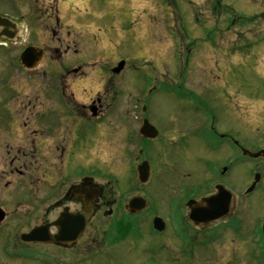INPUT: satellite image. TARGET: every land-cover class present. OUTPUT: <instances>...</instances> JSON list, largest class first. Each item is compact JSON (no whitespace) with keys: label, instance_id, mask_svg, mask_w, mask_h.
<instances>
[{"label":"flooded vegetation","instance_id":"flooded-vegetation-1","mask_svg":"<svg viewBox=\"0 0 264 264\" xmlns=\"http://www.w3.org/2000/svg\"><path fill=\"white\" fill-rule=\"evenodd\" d=\"M131 5L132 0H0V264H233V252L218 253L216 262L207 255L223 240L234 246L237 238L255 263L256 252L264 258V156L245 157L243 139L222 132L217 116L195 93L189 101L196 107L189 110L204 119L202 129L182 132L168 117L157 126L144 105L128 108L120 113L127 122L125 173L120 177L113 170L115 162L110 170H100L98 127L104 126V138L111 140L108 122L115 126V109L95 78L102 63L96 31L109 19L133 17ZM93 22L95 31L88 26ZM31 48L36 49L32 54ZM123 60L114 58L104 76L106 88L112 84L110 73L125 72H112ZM138 110L144 113H136L137 123L130 124L131 111ZM145 121L156 128V139L140 133ZM257 132L252 135L259 137ZM205 134L212 153L228 143L242 159L255 162L246 188L226 183L239 159L204 161L197 176L179 169L176 163L187 159L181 150ZM262 145L257 151L264 150ZM145 161L150 180L141 185L135 178ZM126 175L127 188L121 191L118 184ZM132 198L145 200V210H129ZM202 199L213 202L192 211L189 202ZM80 217L86 219L82 232ZM155 219L162 220L158 228ZM34 231L37 240H26Z\"/></svg>","mask_w":264,"mask_h":264},{"label":"rangeland","instance_id":"rangeland-1","mask_svg":"<svg viewBox=\"0 0 264 264\" xmlns=\"http://www.w3.org/2000/svg\"><path fill=\"white\" fill-rule=\"evenodd\" d=\"M211 2L132 0L133 18L134 15L138 16L136 21L121 18L113 23V19H109L104 23L107 24L106 28L101 32L96 31L100 40L98 44L102 63L97 70L99 75L94 77L101 83L102 97L106 98L108 104L112 103L111 109H115V115L112 116L115 126L108 122L111 140L110 137L104 138L106 128L98 127L101 171L110 170L109 165L115 162L113 170L121 173L120 177L125 173L126 164L121 165V162L126 155L122 138L127 122L120 113L128 108H141L144 105L145 113L157 126L164 125L168 117L182 132L193 133L199 127L202 129L204 119L197 118V114L189 110V107H196L195 103L169 92L173 87H181L183 93H195L198 98L205 99L211 111H215L220 130L233 132L243 139L244 148L255 152L262 142L264 144V0H220L218 4ZM220 4L221 11L214 13L213 9ZM143 9H146L144 14ZM82 19L84 22L88 20L83 16ZM94 24L88 26L95 31ZM140 25L142 28L139 33ZM174 29L176 35L171 33ZM79 34L84 36L87 31L83 30ZM118 38L120 43L117 42ZM188 55L190 62L186 63ZM114 58L127 61L125 72L119 77L111 76L110 73L112 84L108 82L106 88L104 76L113 66ZM82 83L76 81L79 86ZM31 87V94L34 95L35 87ZM78 92L82 100H85L82 88ZM136 98L139 102L134 101ZM144 99H148L146 104ZM131 112L130 124L137 123L136 113L141 117L142 112ZM166 113L169 115L166 116ZM112 119L108 118V121ZM257 127L260 128L259 132ZM256 132L259 137L252 135ZM208 139L209 136L205 134L189 140L180 152L187 159L176 163L181 171H193L197 176L203 172L204 161L226 159L230 163L239 159L240 165L231 177L228 176L227 185L243 188L247 182L252 181L255 162L242 159L240 152L228 143L216 155L210 150ZM132 152L136 154L134 150ZM155 162L156 159L152 163L153 168L158 170L160 165ZM130 176L132 180L133 176ZM127 179L128 175L119 181L121 191L126 190ZM258 199L256 194L252 202L257 203ZM147 236L153 238L149 222ZM228 242L229 239L220 242L207 257L216 262L219 259L218 253L229 251L233 252L230 257L235 259L232 260L233 264H264L260 253L257 254L258 259L255 257V263L251 250L238 242V238L232 247ZM247 245L252 247L250 242Z\"/></svg>","mask_w":264,"mask_h":264},{"label":"water","instance_id":"water-1","mask_svg":"<svg viewBox=\"0 0 264 264\" xmlns=\"http://www.w3.org/2000/svg\"><path fill=\"white\" fill-rule=\"evenodd\" d=\"M123 67H124V63L122 62L114 70V72L115 73H119L123 69ZM145 125L146 126H144L143 131H142L143 134L145 136H147V138H152V139L156 138V135L153 134L156 130L153 127H151L148 123H146ZM244 153H245V155H249V156L255 157V158L256 157H259L261 154H263V153L252 154V153H250L248 151H244ZM138 171H139V180H140V182H142V183L148 182V180L150 178V168H149V165L147 163H144L142 166H140L138 168ZM203 203H205V201ZM203 205L204 204L199 205L197 207L203 208ZM144 207H145V203L142 200L137 199V198L133 199L131 201V203H130V206H129V208L131 209V211L134 212V213L140 211ZM191 209L193 210L194 207L191 206ZM160 223H161L160 220H156L155 225H156L157 228L159 227ZM35 235H36V233L32 234L30 237L32 238Z\"/></svg>","mask_w":264,"mask_h":264},{"label":"trees","instance_id":"trees-1","mask_svg":"<svg viewBox=\"0 0 264 264\" xmlns=\"http://www.w3.org/2000/svg\"><path fill=\"white\" fill-rule=\"evenodd\" d=\"M215 2L218 4V3L220 2V0H212L211 3L215 4ZM219 11H221V5H220V6H216V7L213 9V12H214V13H217V12H219Z\"/></svg>","mask_w":264,"mask_h":264}]
</instances>
